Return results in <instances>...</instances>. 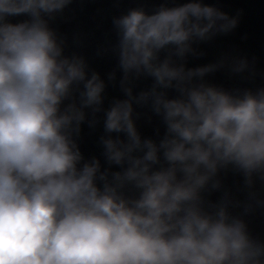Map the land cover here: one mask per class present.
Returning <instances> with one entry per match:
<instances>
[{
	"label": "clouds",
	"instance_id": "9594fccd",
	"mask_svg": "<svg viewBox=\"0 0 264 264\" xmlns=\"http://www.w3.org/2000/svg\"><path fill=\"white\" fill-rule=\"evenodd\" d=\"M73 2L0 0V264H264L245 219L264 209V86L206 79H254L255 58L188 66L242 10L160 0L113 16L116 43L97 49L116 58L106 82L53 27ZM117 81L124 98L105 108ZM137 108L163 134L143 137ZM101 121L103 164L78 144ZM229 172L243 200L224 186Z\"/></svg>",
	"mask_w": 264,
	"mask_h": 264
},
{
	"label": "water",
	"instance_id": "95a60500",
	"mask_svg": "<svg viewBox=\"0 0 264 264\" xmlns=\"http://www.w3.org/2000/svg\"><path fill=\"white\" fill-rule=\"evenodd\" d=\"M159 2L160 0H74L65 9L63 15L53 23V27L66 37V54L76 52L84 55L90 67L107 82V73L115 67L116 58L111 53L98 56L97 49L111 48L116 43L115 31L111 23L112 17L138 6H143L150 11ZM205 2L214 4L230 15H235L237 10H242L240 23L231 34L219 36L210 43L199 45L205 55L199 58L189 57L188 66L213 63L225 52L247 56L250 61L255 58L257 74L254 79H242L240 76L231 75L226 70L210 74L206 79L228 89L235 87L255 89L264 86V0H205ZM147 84H150V81L139 82L135 90L139 91ZM105 97V108L108 107L112 99L124 98L118 81L115 86L108 83ZM136 111L143 113L141 118L136 121L138 130L143 137L155 139L157 127L163 134V126L158 117L153 116L148 109L137 108ZM150 116L151 120H149ZM102 134V121L95 129L89 128L87 123H84L78 144L86 159L96 156L101 159L103 164L102 148L98 143ZM221 178L224 181V186L230 189L238 199H244V194L239 191L242 183L241 177L229 172L221 173ZM220 195L219 192L214 193L211 199H219ZM232 211L239 213L242 209L235 208ZM245 219L253 235L264 239V209H257Z\"/></svg>",
	"mask_w": 264,
	"mask_h": 264
}]
</instances>
